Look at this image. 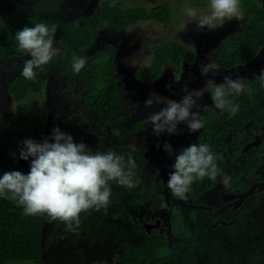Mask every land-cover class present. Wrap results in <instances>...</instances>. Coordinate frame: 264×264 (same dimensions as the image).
<instances>
[{"label":"trees","instance_id":"obj_1","mask_svg":"<svg viewBox=\"0 0 264 264\" xmlns=\"http://www.w3.org/2000/svg\"><path fill=\"white\" fill-rule=\"evenodd\" d=\"M51 1L54 0H0V3L13 2L23 8L19 14L0 13V59L19 62L17 58L22 56L23 52L18 47L15 34L25 26L34 27L41 23L49 29L55 26L54 43L62 44V50L58 55L54 56L47 65L42 66V70H35L37 73L35 81L25 79L21 68L9 84V91L19 102L18 119L22 122L33 120L35 123L33 135L29 130L23 131L22 141L33 139L39 142L45 135L43 126L47 116L45 110L25 102V98L31 92L40 93L44 90L45 84L51 77V63L64 74L65 91H73L79 86L81 89L79 94L86 108L108 120L123 108L124 103V92L116 63L118 48L111 43L88 54L89 47L107 27L121 32L132 24L149 20H156L168 26L172 17V6L169 2L152 8L145 6L125 8L121 2L113 4L111 0H106L101 6H95L90 13L63 19L44 13L48 12L46 6ZM240 3L244 11L241 26L229 32L211 56V63L217 69L243 66L255 59L264 48V5L257 0H240ZM74 57H85L87 61L79 73L73 70ZM195 60L196 53L193 48L174 40L158 42L153 50L151 64L136 70L135 76L144 81L154 80L163 73L168 62L173 65L175 74L179 75L185 61L192 64ZM0 66H2L1 62ZM1 87L0 80V90ZM248 88L253 90L251 98L247 94ZM229 99L239 105L238 113L233 116L228 111L221 112L214 108H206L203 115L204 126L198 131L193 144L209 145L217 157L216 162L222 172L234 164L235 167L228 174L230 181L227 187L230 190H243L249 184V179H262L260 170L264 164V145L247 152L243 135H240L235 142L231 141V138L247 128L257 129L264 136V80L260 77L246 79L245 92L238 96H230ZM87 134L92 135L89 131ZM97 150L106 151L104 145L92 151ZM134 153L137 154V151ZM241 154H244V160L235 161V157ZM137 156L144 162L149 158L146 151L139 152ZM10 171L28 174L19 161L16 149L0 133V176ZM218 183L219 176L215 181L208 177L197 179L190 186L185 198L196 200ZM162 185L161 182L160 187ZM111 187L114 195L110 200L122 199V188L126 187L116 183ZM139 188L141 189H137L136 192L126 188L130 193L126 195L125 192L123 198L127 199L128 205L147 212L148 209L153 208L150 204L155 202L147 196L149 195L147 188ZM259 200L255 199L254 204L247 203L231 217H228L229 212L225 211L220 214V218L228 222L236 215H241L243 211L253 210V205H257ZM185 213L190 214L195 223L187 225L183 220H174V236L158 231L153 234L147 233L138 242L122 240L120 245L123 257L120 264H264V250L260 249L259 253L251 252L247 243L240 244L239 239H232L234 245L232 246L227 240L217 238L213 234L212 236L211 232L205 233L206 229L216 221L207 208L188 209L184 211ZM120 214L123 216L124 212ZM195 214L199 215L200 220ZM125 216L132 219L133 213L127 210ZM136 217H138L136 220H129L130 227L132 231L140 232L141 223L138 221L139 216ZM48 218L46 214L25 215L22 206L0 198V264L11 261L48 264L43 259V235ZM231 231H234V227L226 226L222 233ZM239 246L248 249H245V253L233 254L231 248Z\"/></svg>","mask_w":264,"mask_h":264},{"label":"rangeland","instance_id":"obj_2","mask_svg":"<svg viewBox=\"0 0 264 264\" xmlns=\"http://www.w3.org/2000/svg\"><path fill=\"white\" fill-rule=\"evenodd\" d=\"M104 1L106 0H54L46 6L48 12L44 13L63 19L72 18L92 12L95 6H101ZM111 1L113 4L121 2L125 8L139 6L152 8L164 2H169L172 6V17L168 26L156 20H149L132 24L127 30L121 32L107 27L102 30L101 36L88 49V54H91L95 50L111 43L117 46V72L124 94L130 95V98L137 105L129 120V122L136 123V126L144 117L159 112L165 107L164 104L167 101L175 100L178 102L179 94L177 90L181 88V85L187 86L189 90L202 91L203 95L198 98V103L201 105L199 109L200 115L203 116L206 108L215 109L214 102L211 99L212 86H207L208 80H213L216 85H219L224 83V76L226 75H231L233 79L237 77L250 79L260 77L262 73L264 48L255 59L243 66L231 69L218 68L215 75L211 72L206 77L201 75L200 66L211 63V56L218 49L220 42L229 32L239 28L242 23V21L233 18V20L225 22L222 27H218L213 31H209L207 27L198 28L196 21L200 15L210 12V0ZM257 1L264 5V0ZM189 7L197 10L195 18H190L186 14V9ZM22 10V7L13 2L0 3V13L19 14ZM242 12L244 14L243 10ZM166 40H174L184 46L193 48L196 53L195 62L190 64L185 61L179 75L175 74L173 65L168 62L164 67L163 73L158 78L150 81L138 79L135 76V71L149 66L152 62L155 45ZM54 47L60 49L61 52V43H54ZM22 52L23 55L18 57L17 60L24 61L31 58L27 53ZM201 54L202 59L199 61ZM17 71L0 67V80L2 82L0 133L4 135L7 141L11 142L19 158L20 149L23 147L21 134L23 131L29 130L30 134L33 135L35 123L33 120L22 122L18 119L17 108L19 102L9 91V84L13 81ZM58 87L59 83L51 76L42 92H31L25 98V102L32 106L43 108L47 114L43 124L45 135L39 142L42 143L44 139L48 138L53 128L59 127L61 132L70 134L76 143L83 142L93 151L104 145L106 151H108L111 145H114L117 136L108 134L104 136H89L87 132L90 131L88 126L91 121L88 116L75 103L62 98L57 93ZM80 90L78 86L73 91L78 93ZM150 95L154 101L159 98V102L154 103L152 107H145L144 101ZM193 111H197V109H193ZM182 124L186 127V130L171 137L158 138L153 131L148 133L142 131L139 136L134 137L128 144L132 149L147 150L150 153L146 167L153 174L163 177L166 183L168 182L169 173L173 171L172 165L175 163L176 155L182 149L191 146L198 133V131L190 133L186 124ZM117 132L116 127H112L109 130V133L112 134ZM258 134L261 133L257 129L247 128L234 134L231 141L235 142L240 135H243L245 142L249 139H254ZM19 161L29 173L31 158L28 161L19 158ZM233 165L231 164V166L225 168L222 173L228 175L230 170L235 167ZM260 171L263 172L262 175L264 176V164ZM112 185L114 186V183ZM224 186L220 182L219 177V183L216 187L211 192L204 193L201 198L210 203L220 204L218 198L224 190ZM125 192L127 195L129 191L122 188V201H111L109 206L101 208L99 211L90 210L88 213H82L80 216L81 224L79 227L73 226L74 230H67L66 224L59 220L50 221V218H48L43 235L44 261L48 264H120L123 257L120 242L125 239L138 242L147 235L143 230L140 232L131 230V223L128 222V218L125 216L127 210L139 217H141L143 210L139 211L138 208L128 205L127 199L123 198ZM217 194L219 195L215 198ZM113 195L114 192L112 191L111 200ZM189 199L187 197V200ZM199 205L201 207L204 206L202 204ZM186 209L184 210L186 211ZM181 211L179 204L173 205L171 203V209L162 213L164 221L162 231L174 236L173 220L175 218L179 220L183 217ZM121 212H124L123 216L120 214ZM187 217L181 220L185 219L184 222L186 221L187 224L191 225V221ZM239 221L245 224H241L239 228L234 226L235 232L223 234V240L239 239V242L246 241L250 248L261 244L264 245V195L260 198L257 205H253V210L242 212ZM221 228L223 230L225 226L222 225ZM238 230L244 233L240 234ZM215 235H219V233ZM229 244L234 246L231 241ZM236 250L234 248L233 251L236 252ZM7 264L33 263L11 261Z\"/></svg>","mask_w":264,"mask_h":264},{"label":"clouds","instance_id":"obj_3","mask_svg":"<svg viewBox=\"0 0 264 264\" xmlns=\"http://www.w3.org/2000/svg\"><path fill=\"white\" fill-rule=\"evenodd\" d=\"M190 18L197 16V10L187 8ZM235 18L244 19L240 0H210V12L201 14L196 21L198 28L209 31L222 27L225 22ZM56 28L49 29L45 24L34 27L25 26L15 34L20 50L27 53L31 59L25 60L22 75L27 80L35 81L36 69L42 70L60 49L54 47ZM85 57H74L73 70L79 73L86 64ZM201 75L216 74L217 68L213 63L200 66ZM264 80V71L260 75ZM246 79L231 75L224 76V83L216 85L213 80L207 81L212 86L211 99L215 109L228 111L235 116L239 105L230 96L245 92ZM171 87V85H169ZM184 95L179 102L167 101L159 112L148 116L144 123L151 125L156 136L167 133L178 134V125L186 124L190 133L201 130L204 126L203 116L200 115L201 105L198 103L203 93L201 90L182 89ZM249 98L253 95L251 88L247 89ZM159 102L150 95L145 101V107H152ZM197 109V111H193ZM20 159L28 161L31 158L30 171L5 172L0 176V198L16 202L22 206L25 215L36 216L46 214L50 221L59 220L66 224L67 230H74L81 224L80 216L90 210L99 211L109 206L113 183L126 188L136 187L137 164L131 158L126 159L115 150L93 152L83 142L76 143L74 138L61 132L59 127L53 128L51 135L42 143L33 139L22 142ZM15 157V154H12ZM217 157L207 144H192L182 149L175 157L173 171L169 173L167 187L174 198L184 199L190 186L197 179L205 177L217 180L225 186L230 177L222 173L217 165Z\"/></svg>","mask_w":264,"mask_h":264},{"label":"flooded vegetation","instance_id":"obj_4","mask_svg":"<svg viewBox=\"0 0 264 264\" xmlns=\"http://www.w3.org/2000/svg\"><path fill=\"white\" fill-rule=\"evenodd\" d=\"M199 61H201L199 59ZM17 63V62H16ZM2 67H4V65L1 62ZM1 67V66H0ZM5 68V67H4ZM183 85H181V88L177 90L178 94H179V100L182 98V96L184 95L182 89H183ZM65 92H74L76 93L78 96H80L79 92H75V91H65ZM58 93V92H57ZM0 96H1V90H0ZM73 102V101H71ZM75 103V102H73ZM77 106H79L81 108V106L79 105V103H75ZM86 108V106H85ZM137 105L135 104V102L130 98V95L128 96V94H124V103H123V108L118 112L109 117L108 120H105L104 117L96 115L95 113L91 112L90 110L87 111L90 114L89 120L91 121V124H89L88 128H89V133H91L92 135H100V136H104V135H116V141L114 143V145H111V147L109 149H113L115 150L118 154L123 155L126 159L131 158L132 160H134L137 164V175H138V179H139V183L136 187L131 188V191H137V189H141L139 187H144L147 188V191L149 192V196L151 198V201L155 202L153 204H150L153 206L152 209H148V211L143 212L141 215V217H139L138 221H140L141 225L140 228L142 230H144L146 233L148 234H153V233H157L162 232L164 233V231H162L163 225H164V221L162 218V213L170 210L171 209V203H173V205H177L179 204V206H181V212L183 214L182 218H186V216H188L187 218L191 221V225H193L195 223V220L190 216V214H184V209H186V211L188 209H197V208H207L209 210V213L212 215V217L216 218V221H214V223L209 226L208 229H206L205 233H209L211 232V235L213 234L215 237L223 239L222 238V228L221 226L224 225L226 226H231V227H241V224H245V223H240L239 219H241V215H236L234 217V219L229 220L228 222H225L224 219L220 218V214L228 211L229 213L227 214L228 217H231L233 214H235L236 212H239V209L244 207L247 203H252L254 204V200L255 199H260L263 195H264V188L260 191L255 190L254 193L252 195H250L249 197H247L242 205L239 208H235V203L237 201V198H233V199H228L225 200V198L228 196V194H239L242 193L244 191H247L248 189H250V187L258 182V181H262L264 180V176L262 175L263 172L261 173V180H256L255 178H251L249 179V184L243 189V190H230L227 186H224V190L222 191L221 195L218 198V203H210L209 201H205L203 200L201 197L196 199V200H187V197L184 198V200L188 201L191 204L194 205H199L202 204L204 206L201 207H191L189 205H185L180 201V198H174L170 192V190L168 189V193L164 192L165 188L167 187V183L164 181L163 177H159V175H155L153 174L147 167H146V163L148 162L149 158H150V153L147 150H140V149H132L128 146V144L132 141V139L136 136H139L142 131H146L147 133L150 131H153L152 126L146 125L144 123L145 119L148 117H144V119L140 120L139 123L137 124L138 126H136V123L133 122H129V120L131 119V116L133 114V110H136ZM112 127H116L117 129V133H109V130H111ZM186 130V127L183 126V124L181 123L180 125H178V133L184 132ZM174 134H161L160 136H156L158 138H163L164 136H168L171 137ZM264 145V136L261 134H258L255 136L254 139H249L247 141H245V149L247 152H249L251 149H256L260 146ZM137 151V154L139 152L144 153V151H146L149 154V158L146 162H144L141 158H139L137 156V154H135L134 152ZM244 154L238 155L235 157V161L238 160H244ZM234 160V157L232 158ZM231 160V159H230ZM229 165V164H228ZM162 182V187H160V183ZM216 187V186H215ZM215 187H213L212 189H210L208 192H211ZM126 189V188H125ZM143 189V188H142ZM129 191V190H128ZM135 194H139V193H135ZM168 194L169 197V201H170V207L169 209L163 210V208H165L167 206V198L166 195ZM219 194L216 195L215 198L218 197ZM249 200V202H248ZM118 201H122V199H119ZM176 203V204H174ZM245 203V204H244ZM186 207V208H185ZM225 208L224 211H220V209ZM137 215H133L132 219L128 218V222L129 220H136L138 217H136ZM196 218L198 220H200L198 217V214H195ZM181 218V219H182ZM179 219V220H181ZM175 220H178L175 218ZM185 220V219H184ZM183 220V222H184ZM236 220H238L236 222ZM159 221V223H158ZM174 221V220H173ZM158 223V226L155 227L153 226L151 231H148V229L144 226L145 224H150V225H155ZM185 224H187V222H184ZM189 225V224H187ZM218 230V232H217ZM240 234H243L244 232H242L241 230H238ZM232 232V231H231ZM235 232V231H233ZM219 233V235H215ZM212 235V236H213ZM226 237V236H224ZM228 243L231 241L233 242L232 239L227 240ZM243 242V241H241ZM240 242V244H241ZM246 243V241H244ZM229 248V247H228ZM248 248L250 249L251 252H260L261 250H264V245H257V246H252V248H250L248 246ZM247 247H243V246H239L238 248H236V252L233 251V254H240V253H245V249H248ZM231 249L234 250V248L232 247ZM230 252V251H229ZM232 253V252H231Z\"/></svg>","mask_w":264,"mask_h":264},{"label":"water","instance_id":"obj_5","mask_svg":"<svg viewBox=\"0 0 264 264\" xmlns=\"http://www.w3.org/2000/svg\"><path fill=\"white\" fill-rule=\"evenodd\" d=\"M31 59V58H30ZM30 59H27V60H30ZM200 60L202 59V54H201V57L199 58ZM0 62H2V64L4 65L5 68H8V69H13V70H20L21 68H23L24 66V61H19L17 63H13L11 62L10 60H3V59H0ZM51 67H52V70H51V76L59 83V87H58V94L64 98V99H67V100H70V101H73L75 103H79V105L81 106V109L84 111V113L89 117H90V114L89 112L87 111V109L85 108V104L81 98V96H78L76 93L74 92H65V87H66V82H65V77H64V74L62 72H60L57 67L51 63ZM119 114V113H118ZM264 188V180L262 181H258L256 183H254L250 189H248L247 191H244L242 193H239V194H228V196L225 198V200H228V199H233V198H237V201L235 203V208H239L243 201L249 197L250 195H252L254 193L255 190H262ZM164 192L168 193V188H165ZM169 194V193H168ZM168 194L166 195V198H167V206L165 208L162 209L163 210H166V209H169L170 207V201H169V197H168ZM172 195V194H170ZM180 201L185 204V205H189L191 207H198L200 205H194V204H191L189 203L188 201L184 200V199H180ZM226 207L220 209L219 212L221 211H224ZM159 223V221H158ZM158 223L155 224V225H150V224H145L144 226L148 229V231H151L152 227L155 226L157 227L158 226Z\"/></svg>","mask_w":264,"mask_h":264}]
</instances>
